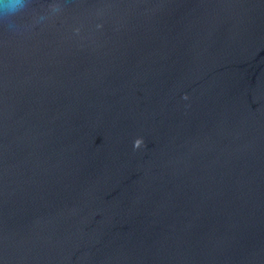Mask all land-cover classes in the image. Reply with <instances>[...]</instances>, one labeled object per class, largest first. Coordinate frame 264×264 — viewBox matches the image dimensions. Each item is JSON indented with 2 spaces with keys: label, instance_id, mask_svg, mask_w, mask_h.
<instances>
[{
  "label": "water",
  "instance_id": "1",
  "mask_svg": "<svg viewBox=\"0 0 264 264\" xmlns=\"http://www.w3.org/2000/svg\"><path fill=\"white\" fill-rule=\"evenodd\" d=\"M26 2L0 264H264V0Z\"/></svg>",
  "mask_w": 264,
  "mask_h": 264
},
{
  "label": "clouds",
  "instance_id": "2",
  "mask_svg": "<svg viewBox=\"0 0 264 264\" xmlns=\"http://www.w3.org/2000/svg\"><path fill=\"white\" fill-rule=\"evenodd\" d=\"M26 8V0H0V22L4 23L9 29H13L15 27V17L22 14ZM142 144V139H136L134 142L136 148L141 147Z\"/></svg>",
  "mask_w": 264,
  "mask_h": 264
}]
</instances>
